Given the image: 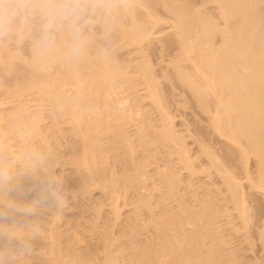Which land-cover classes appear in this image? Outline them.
Returning a JSON list of instances; mask_svg holds the SVG:
<instances>
[{"label": "bare ground", "instance_id": "bare-ground-1", "mask_svg": "<svg viewBox=\"0 0 264 264\" xmlns=\"http://www.w3.org/2000/svg\"><path fill=\"white\" fill-rule=\"evenodd\" d=\"M150 1L155 6L157 1L158 4L163 2V8L169 9L167 14L172 13L171 21L174 18L173 24L170 21V26L174 27L170 39L178 42L176 45L179 51L175 50L177 55L174 54L172 59L175 61V56H178L177 60L181 59L179 62L182 60L186 62L176 64L177 60L173 62L171 58L169 59L174 63L170 65L174 68L172 76L177 78L175 83L188 88L186 91L192 93L189 92L196 100L193 101L197 102L201 107L198 106L199 110L201 109L200 111L207 117L205 118L208 120L207 126L209 124L210 132L215 134L211 135L218 136V141L220 139L223 141L224 145L220 141L221 147L228 146L223 148L224 153L228 150L232 155L230 157L227 156L229 153L225 154V159L227 156L230 160L232 158L240 160L239 164L243 166L241 171L245 173L242 178L248 182L246 188H249V191L250 189L256 191L255 194L259 192L264 195V0H211L217 6L215 13L219 16V20L217 19L219 22L216 23L221 22V26L214 23L215 25L211 27L208 24L205 27L203 22H209L206 20L208 15L201 14L197 7L196 9L186 7L189 12L190 9L194 10V13L200 10L194 15L192 10L190 13L184 10L185 3L176 9L175 5L179 0H173V4L169 3L171 0ZM150 1L147 3H151ZM144 2L139 0V8L146 10L141 14L136 13L132 18L120 36L119 48L140 44L142 39L152 34L151 28H154L156 22L162 19L159 17L156 21L158 15L156 17L153 15L156 13L153 4L151 10L154 9V13L151 14L146 0ZM138 14L145 18L140 16L141 19H138ZM215 19L213 18V22ZM196 22L200 26H196ZM190 24L193 27H190ZM193 29H197L194 30L195 33ZM171 34L168 33L170 36ZM215 35L220 38V43L216 42L218 45L214 44V40H217ZM152 38L154 39L153 36ZM136 48L133 50L136 51L138 49ZM119 50L122 52V49ZM27 51L30 54L29 49ZM117 54V61L107 72H99L91 65L82 69V81L77 80L71 72L63 68L50 76H42L25 65L24 70L26 67L30 75L24 79H21L17 70L19 68H15L17 65L11 63L8 69L13 72L10 69L13 66V70H17L12 73V77L7 74L8 81L10 77L21 80L17 83V79H12L13 83H9L14 84L16 81L14 87L9 84L1 88L7 90L8 86H12L10 92L9 88L8 92L5 91L3 94H10L8 99L15 98L16 102L7 100L10 101L9 106L12 103L14 105L8 107L9 109L12 107L13 110L11 109V112L8 110L9 113L6 111L5 114L2 111H5L4 107L8 105L2 108L1 104L7 101L2 100L1 97L4 95L0 97L2 100L0 122H6L9 115L17 111L32 109L33 105V108L39 109L40 123L36 129L37 136L43 143L58 148L61 162L56 174L63 177V191L68 209L74 207L73 204H76L75 207L78 205L80 209L72 208L73 212L79 213L75 214L76 221H67L68 226L63 229L64 231L60 230L62 228H59V224L54 223L50 226L48 241L38 239L33 242L34 264H242L243 258L241 261L239 259L241 256H238L240 253L237 255L234 250L236 248L228 245L226 234L222 233L224 228L219 221L223 215L231 223L228 222L231 225L229 229H233L237 224L231 222L235 217L230 218L229 213L237 209L236 215L242 222L238 226L248 229L253 214L250 216L247 213L250 208L246 207L248 196L244 194L249 191L246 192L244 187H241L243 183H240L241 179L237 180V174L235 176L232 174L236 173L234 168L231 172L232 164L227 165L226 160L222 161L224 157L220 159L222 164L217 158L220 155L211 153L214 151L212 148L209 149L210 146L208 147L202 139L200 141L204 143L202 145L197 141V149L201 147L200 153L203 151L207 153L204 154L208 159L205 156H202V159L205 158L208 165L205 163L206 160L203 161L204 165L199 164L202 162L200 160L198 167L183 133L178 132L174 125V118L166 106L168 102L166 104L165 99L159 94L161 93L159 90L161 87L158 86L160 84L157 83L159 78L152 76L153 69L145 61H140L142 65L139 62L131 64L133 65L131 68L134 67L132 70L127 66H130V63L123 60L124 54L126 56L127 53H120L123 54L122 57ZM117 57L122 58L120 61L125 63H120ZM7 61L5 59L6 65ZM187 63L189 65L184 68ZM138 64L143 71L139 70ZM124 65L132 71L127 70ZM3 68L1 71L6 70H2ZM146 68H150L151 71ZM8 70L7 73L10 72ZM24 70L21 71L22 77L23 72H26ZM136 70L144 72L143 76L142 73L141 76L140 73L137 74ZM6 71L0 73L5 75ZM168 73H164L165 75L162 73V77L165 76L166 80L172 81ZM172 83L169 82V85ZM2 84L0 83V87ZM80 84L94 103V110L88 117L81 119L78 114L71 112L63 118L48 114L47 105L59 91L78 87ZM26 94L30 96L25 98ZM32 99L33 103L30 102ZM144 100H147V103L146 101L144 103ZM44 109L47 111L44 112L46 115L43 114ZM151 111L154 115H151ZM155 112L159 113V116H155ZM45 125L48 132L52 129L58 138L50 131L54 140L53 136L46 132L47 129L45 131L43 128ZM249 158L254 159L256 163L254 172L252 170L253 175L247 165ZM226 167H230V171ZM239 167L242 168L241 165ZM179 168L187 172L184 179L181 178L183 174L180 176ZM197 168H200V172ZM201 172L209 181L203 178L204 174L201 175ZM197 173L208 182L211 176L213 178L215 173L218 174L219 178L216 177L222 186L225 185V189L216 184L217 187L215 185L217 181L212 179L210 184L203 179L198 183ZM216 177L215 180H218ZM262 195L260 197L264 201ZM68 200H71L70 203ZM229 202H233L230 204L234 208L224 207ZM103 204L109 207L107 212L110 214L100 225L98 221L102 220L99 218L103 216L101 214ZM123 207L128 208L127 216H122ZM65 209L63 217L67 214ZM85 211L97 217L96 224L86 225L85 219L82 221V217L86 216L83 215ZM226 213L229 216H225ZM261 216L253 228V233L255 230L254 235L259 240L256 246L261 251L259 261L257 263L255 261V264H264V215ZM68 217L71 218L66 215V218ZM246 229L244 233V230L241 231V234L251 236L250 231ZM246 235L244 238L248 237ZM85 236H88L89 240L85 239Z\"/></svg>", "mask_w": 264, "mask_h": 264}, {"label": "clouds", "instance_id": "clouds-1", "mask_svg": "<svg viewBox=\"0 0 264 264\" xmlns=\"http://www.w3.org/2000/svg\"><path fill=\"white\" fill-rule=\"evenodd\" d=\"M139 7V0H0V62L42 76L63 68L81 81L89 65L107 72ZM47 108L56 118L71 112L84 119L94 103L80 84L59 91ZM39 123L35 108L0 122V264H34L33 242L48 241L67 206L58 148L38 138Z\"/></svg>", "mask_w": 264, "mask_h": 264}, {"label": "rangeland", "instance_id": "rangeland-1", "mask_svg": "<svg viewBox=\"0 0 264 264\" xmlns=\"http://www.w3.org/2000/svg\"><path fill=\"white\" fill-rule=\"evenodd\" d=\"M143 2L145 1V0H142ZM148 1H150V0H146V4L149 6V11H151V14H153L154 12H153V10L155 9V12L157 13H154L153 15H155L154 17H156V15H158V17H157V19H156V21H158V19H159V17L161 18L162 17V19L160 20L159 19V22H156V25H154V28L152 27L151 28V32H152V30H153V32H152V34L151 35H149L147 38H145L144 40L142 39L141 40V42H139L140 44H137V46L136 45H134L133 47H132V45H131V47H130V45H129V47H124V49H123V46H122V48L120 47L119 49H122V52H124V53H127L126 54V56H125V54H124V58L125 59H123L125 62H127L128 61V63H130V66L129 65H127L129 68H131L133 65H134V63L136 62V63H141L142 61H145L147 64H148V66L150 67V68H152L153 70H152V73H153V75L152 76H154L155 75V77H157V78H159L158 79V81L159 82H157L155 79H157V78H155V79H153L154 81H156L158 84H160V85H158L159 87H161L159 90L161 91V93H159L160 95H162V97L161 98H164L165 99V101H164V99H162L166 104H167V102H168V104L166 105L167 106V109H168V112H170L171 113V116L174 118V125H175V127H176V129L178 130V132H180L182 135H184V138H185V142L187 143V145H188V147H189V149L191 150V152L193 153V156H195V163L198 165V163H199V161L200 160H202V162L200 161V163L199 164H203V161H205L206 159L205 158H207L206 156H205V154H207V153H205V151H203V152H201L200 153V151H199V149L201 148H199V149H197L198 148V142L197 141H200V139H202V141H204V142H206L207 144H208V147L210 146V148L209 149H211L212 148V150L214 151V152H211V153H214V154H216V155H218L219 157H217L218 159H219V161L222 163V161H224V160H226L225 161V163L226 162H228V164L227 165H231L232 164V168H231V172H233V170L236 172V173H232L234 176H235V174H237V176L239 177H237V180L239 181V179H241V182L240 183H243V185L241 186V184H240V186L241 187H244V189L246 190V192H248L249 190V188L247 189L246 188V185L248 186V184H246V183H248V182H246V180L245 179H243L244 177V175H243V173L244 172H242L241 170H243V166H242V164H239V159L238 158H232L231 160L230 159H228L227 158V156H230L231 157V155L232 154H230V152H228V150H226L227 151V153H229V155H227V153L225 152L224 153V149L223 148H227L228 146H224V147H221L222 145H224V143H223V141H221V139H220V141L223 143L222 145H221V143H220V141H218L219 139H218V136H213V135H215V134H213V133H211L210 131H211V129H210V127H209V124H208V126H207V123H208V120L206 121V119H207V117L206 116H204L205 115V113L203 114L200 110H199V108H201L199 105H197V102H194L193 100H195L194 99V97H193V95L191 96V94L189 93V92H187L188 91V88L185 86V85H180L179 83H175V78L176 77H174V75L172 76V74H174L173 72H172V70L174 69L173 68V66H171L170 65V63L173 61V56H174V54H175V50H177V51H179V49H177L178 48V46L176 45L177 43H175L173 40H172V38L170 39V37H172V34H171V32H172V30H174V29H172V28H174V27H172V26H170L171 25V23L173 24L174 23V18L172 19L173 21H171V18L173 17V16H171L170 17V14H172L171 12H169L170 14H167L168 13V11L167 10H169L168 8H166V7H164V8H166V9H164L163 8V6H162V4H163V2L161 3V4H158L156 1V3L155 4H157L156 6L151 2V3H147ZM167 1V0H166ZM172 1L173 0H171L169 3H172ZM176 1V0H175ZM178 1V0H177ZM164 2H165V0H164ZM168 2V1H167ZM174 2V1H173ZM211 2H213V1H211V0H179V3L181 4H176V5H179V6H176L175 4V7H176V9H177V7H182V5L184 4V10L186 9V7H188L187 9H189V8H192L193 9V7H194V9H196V7L197 8H199L202 12H204V13H202L200 10H197L198 12L200 11V13L201 14H206V15H208L207 16V18L208 19H206V18H204V16H202L204 19H206V20H208L209 22H207V23H205L206 21H204L203 23H204V25H205V27H206V25L208 24V26H214L215 24L216 25H220L221 26V22L220 23H216V22H219L218 20H219V16H218V14L217 13H215L216 12V5H214L215 3L213 2V3H211ZM145 3V2H144ZM160 3V2H159ZM168 3V4H169ZM183 3V4H182ZM152 4H153V10H151V7H152ZM173 4V3H172ZM187 4V5H186ZM155 6V7H154ZM171 7H172V5H171ZM178 9H180V8H178ZM182 9V8H181ZM186 9V10H187ZM192 9H190V12H191V10ZM144 10H146V8H139L138 9V11H137V13H140L141 14V12L142 11H144ZM185 10V11H186ZM181 11V10H180ZM180 11H179V13H180ZM194 10H192V12H193ZM197 11L194 13V15L195 14H198L197 13ZM153 12V13H152ZM186 12H188V13H190L189 12V10H187ZM188 13H185L186 15L188 14ZM140 14H138L137 15V17H138V19H141V17L143 18V15L141 16ZM182 14L184 15V13H183V11H182ZM185 15V16H186ZM189 15V14H188ZM206 15H205V17H206ZM141 16V17H140ZM209 16H210V18H209ZM217 16V18L215 19V17ZM187 18H188V16H186ZM189 17H191V16H189ZM212 17V18H211ZM145 18V17H144ZM143 18V19H144ZM213 18L216 20V21H214L213 22ZM142 19V20H143ZM146 19H147V17H146ZM145 19V20H146ZM203 19V20H204ZM211 19V20H210ZM218 19V20H217ZM145 20H143V21H145ZM202 20V21H203ZM220 20H221V18H220ZM170 21H171V23H170ZM222 21V20H221ZM211 22H213V23H211ZM170 23V24H169ZM198 22H196V24H197ZM215 23V24H214ZM130 24V23H129ZM193 26H194V28H195V23L193 22ZM214 24V25H213ZM129 26V25H128ZM127 26V27H128ZM192 26V24H190V27H193ZM196 26H200L199 24H197ZM207 26V27H208ZM131 27V26H130ZM129 27V28H130ZM170 27H171V29H170ZM210 27H208V28H210ZM216 27V26H215ZM197 28V27H196ZM199 28V27H198ZM192 29V28H191ZM194 30L195 29H193V33H195L194 32ZM197 30V29H196ZM195 30V31H196ZM154 31H155V33H154ZM170 32V34H171V36L170 35H168V33ZM191 32H192V30H191ZM152 36L154 37V39L152 38ZM215 36H216V39L217 40H214L215 39ZM214 36V38H213V40H214V44L216 43V42H219L220 43V38L218 37L217 38V36L218 35H215ZM152 39V40H151ZM167 39H170V41H168ZM151 40V41H150ZM148 41H150V42H148ZM167 42H169V43H167ZM175 43V45H173V43ZM218 43V44H219ZM167 44V45H166ZM180 44V43H179ZM217 43L215 44V45H218ZM139 46H141V47H139ZM134 47H137L136 49V51H134L135 49H134ZM132 48V50H130V51H132L133 53H130V51H129V49H131ZM180 48V47H179ZM27 49H28V47L27 46H25V48H24V54L25 55H28L29 53H28V51H27ZM125 49H128V50H125ZM134 49V50H133ZM123 50H125V51H123ZM119 52L121 51V50H118ZM127 51V52H126ZM27 52V53H26ZM117 52L116 54H117V56H120V57H122L123 56V54H121L120 55V53H122V52ZM30 55V54H29ZM175 55H177V54H175ZM120 57H117L118 58V60L120 61L122 58H120ZM171 58V59H170ZM177 58H179L178 56H175V61L177 60ZM130 59V60H129ZM169 59L170 60H172V61H169ZM179 60H181V59H179ZM179 60H177V62H175V61H173V62H175L176 64L178 63H180V62H182V61H184V60H182V61H180L179 62ZM6 61H7V59H6ZM123 61V63L120 61V63H122V64H124L125 62ZM141 61V62H140ZM167 61H169V62H167ZM185 61H187V60H185ZM5 62V60L3 61V63ZM188 62V61H187ZM6 63V62H5ZM2 64V62H0V65H1V67H0V72H5L6 70H8L9 69V67H11V63H9V61H7V65L6 64ZM9 63V64H8ZM146 63H144V64H146ZM167 63H169V64H167ZM182 63H186V62H182ZM189 63V62H188ZM186 64V66H184V64H182L183 66H184V68L186 67L187 68V65H189V64ZM127 64V63H126ZM125 64V65H126ZM131 64H133L132 66H131ZM146 64V65H147ZM172 65L174 64V63H171ZM181 64V63H180ZM3 65H6V66H8V65H10V66H8L7 68H3V67H6V66H3ZM13 65V64H12ZM15 66V68L17 69V68H19V69H17L18 70V72H19V74H20V76H21V79H24L25 77H28V75H30L29 74V71L27 70V65H26V67H25V69L26 70H24V67L23 66H25V65H22V64H19V66H18V64H14ZM22 65V66H21ZM124 65V67L125 68H127L126 66ZM141 65H142V63H141ZM166 65H167V67H166ZM3 66V67H2ZM148 66H146V67H148ZM170 66V67H169ZM138 67L140 68L141 66H140V64H138ZM137 67V68H138ZM143 67V66H142ZM167 69H166V68ZM172 67V68H171ZM1 68H3L2 70H4V69H6L5 71H1ZM129 68H127V70H129ZM147 69V70H150L151 71V69ZM188 68H189V66H188ZM13 72L16 70H13V66H12V68H10ZM26 71V72H23V76L24 77H22V75H21V71ZM132 70L134 69V67L133 68H131ZM129 70V71H132V70ZM144 69V71H146L145 70V68H143ZM190 69V68H189ZM16 70V71H17ZM139 70H142V68H140ZM10 70H8V72H9ZM15 71V72H16ZM138 70H136V72H137ZM143 71V70H142ZM11 72V71H10ZM7 73V71H6V73H5V75L3 74V73H0V83L2 84V81H3V84L1 85V87H0V89L1 88H3L4 87V85L6 86V85H9L10 83L9 82H12L13 80H16V79H14V78H12L11 79V75H12V73L13 72H11V73ZM17 72V73H18ZM28 72V73H27ZM169 72V73H168ZM134 73V72H133ZM132 73V74H133ZM140 72L138 71L137 72V74H139ZM142 73V72H141ZM141 73L139 74L140 76H141ZM144 73V72H143ZM143 73H142V76H143ZM162 73H163V75H165L164 73H168V76L170 77V75H171V79H172V81H169V80H166L167 78L165 77H162ZM9 76H11L10 77V80L8 81V75ZM19 74H17V76L16 77H18V75ZM131 74V75H132ZM26 75V76H25ZM134 75H135V73H134ZM13 76H15V74L13 75ZM20 76H19V78H20ZM5 77V78H4ZM139 77V76H138ZM168 77V78H169ZM141 78V77H140ZM145 78H146V76H145ZM5 79H7V80H5ZM21 79H17V83H19V81L18 80H21ZM170 79V78H169ZM146 80H147V78H146ZM176 80H177V78H176ZM7 81V82H6ZM22 81H24V80H22ZM21 81V82H22ZM170 83H172L173 81V83L172 84H170V85H172V86H170L169 85V82ZM177 82H179V81H177ZM6 83V84H5ZM13 83V82H12ZM11 83V84H12ZM154 83V82H153ZM10 84V85H11ZM15 84H16V81H14V84H12V86L14 85L15 86ZM11 86V87H12ZM13 86V87H14ZM157 86V87H158ZM183 86H185V87H183ZM11 87L10 86H8V88H7V90H0L1 92H0V97L2 96V95H4V96H2L1 98H2V100H4V102L5 101H7V100H10V98L11 97H9V99H8V96H10V94L8 95L7 93H5V94H3L5 91L6 92H8V90H9V88H10V90H9V92L11 91ZM172 87H173V89H172ZM158 89V88H157ZM158 90V91H159ZM187 90V91H186ZM159 91V92H160ZM165 94V95H164ZM190 94V95H189ZM27 95V94H26ZM25 95V98L27 97H29L28 95L26 96ZM192 97H193V99H192ZM0 98V99H1ZM2 100H0V102L2 103ZM168 100V101H167ZM10 101H13L14 103L16 102L15 101V98L13 99V100H10ZM9 101V102H10ZM145 101H146V103H147V100H144V103H145ZM196 101V100H195ZM9 102L7 101L5 104L4 103H2V104H4V105H2L1 104V106H2V108H3V106H6V105H8V106H6L7 108L9 107L10 108V106H12V104L14 105V103H10L11 105L9 106ZM30 102H32L33 103V99H32V101H30ZM35 103H37L36 101H34ZM34 103V104H35ZM196 103V104H195ZM33 105V104H32ZM34 106V105H33ZM33 106H31V108L33 109ZM198 106H199V108H198ZM6 107H4L5 108V111H2V112H5V114H6V111H7V113H9L8 112V110L11 112V109L13 110V106L11 107V109H7ZM4 110V109H3ZM154 110V109H153ZM46 111V109H44L43 110V114H45L46 115V113H44ZM1 112V113H2ZM47 112V111H46ZM4 114V113H3ZM154 115V113L151 111V115ZM159 113H157V112H155V116L156 115H158ZM1 115V114H0ZM159 116V115H158ZM157 116V117H158ZM48 118V117H47ZM206 118V119H205ZM48 120V119H47ZM46 120V121H47ZM49 121V120H48ZM47 121V122H48ZM46 122V123H47ZM50 123V122H49ZM46 127V125L43 127V128H45ZM46 129H47V131H46ZM51 128H49V130H50ZM52 130V129H51ZM50 130V131H51ZM45 131L46 132H48V128H45ZM49 131V132H50ZM204 131V132H203ZM48 132V133H49ZM52 132L53 131H51L50 133L52 134ZM210 132V133H209ZM47 133V137L49 138V134ZM200 135H199V134ZM50 134V136L52 137L54 134H55V132H53V135H51ZM211 134H213V135H211ZM55 136H56V138H58V135H57V133L55 134ZM47 138V139H48ZM53 139L55 140V138H54V136H53ZM50 140H51V138H50ZM50 140H48V141H50ZM54 140H51V142L53 141V143H54ZM57 142V141H56ZM201 142V141H200ZM199 142V144H200V146H201V143ZM203 142V143H204ZM53 143H52V145H53ZM203 143H202V145H203ZM54 145H56V143L54 144ZM226 145V144H225ZM205 146L207 147V145L205 144ZM204 146V147H205ZM207 147V148H208ZM208 149V150H209ZM201 151H202V149H200ZM207 150V149H206ZM212 150H209V151H212ZM197 151H199V153H197L196 154V152ZM222 151H223V153H222ZM205 153V154H204ZM161 154V153H160ZM201 154V155H200ZM225 154L227 155L226 156V159H225ZM163 155V154H162ZM162 155H158L159 157L160 156H162ZM198 155H199V157H198ZM223 155V156H222ZM201 156V157H200ZM202 156L204 157L205 156V158L204 159H202ZM234 156V155H233ZM222 157H224V159L222 160ZM208 159V158H207ZM222 161H221V160ZM227 159H228V161H227ZM236 160H238V162L236 161ZM254 159H252V158H249V163L247 164V162H246V164L249 166V168L248 169H250L251 168V170H249V171H251L250 173H252V170H253V172H254V169L256 168L255 166V164L256 163H254L255 161H253ZM208 163V161L206 160L205 161V163ZM204 163V164H205ZM206 163V164H207ZM224 163V164H225ZM153 164H155V163H153ZM203 164V165H204ZM223 164V163H222ZM239 164V165H238ZM208 165V164H207ZM226 164H225V166H227ZM233 165H235L234 167H233ZM241 165V167L242 168H240L239 166ZM237 166V167H236ZM198 167H200L199 165H198ZM205 167H206V165H205ZM231 167V166H230ZM230 167H226L228 170H229V168ZM234 168V169H233ZM178 169V168H177ZM180 169V168H179ZM198 169V168H197ZM233 169V170H232ZM239 169V170H238ZM200 170V168L198 169V172H200L199 171ZM179 171H181V174H180V176H181V178H183L185 175H187V172H185L186 170L185 169H180ZM230 171V170H229ZM183 172V173H182ZM180 173V172H179ZM202 173V172H201ZM198 175H199V173H197ZM204 173H202L201 175H203ZM245 174V173H244ZM198 175H196V176H198ZM201 175H199L198 176V178H199V182L197 181V177L195 176V179H196V181L198 182V183H200V181L202 182V179L203 178H206L205 177V174L203 175V178H202V176ZM218 175V174H217ZM216 175V173L213 175V178H212V176L210 177L211 179H212V181H217L216 183H215V185L217 184L221 189H223V187L225 186L224 184V186H222V183H221V181L218 179L219 177V175L217 176ZM252 175H253V173H252ZM218 179V180H215V177ZM186 177V176H185ZM208 177V176H207ZM243 177V178H242ZM209 178V179H210ZM184 179V178H183ZM187 179V178H186ZM201 179V180H200ZM211 179H210V182H208L209 180H208V178H206V180H208V181H206V180H204L203 179V181H206V182H208L209 184L211 183ZM194 180V177L192 178V181ZM195 182V181H194ZM197 182H195L196 184H197ZM219 182V183H218ZM213 183V182H212ZM214 185V184H213ZM216 185V186H217ZM215 186V187H216ZM217 186V187H218ZM224 189H225V187H224ZM242 190H243V188H242ZM245 190H243V191H245ZM248 190V191H247ZM225 191V190H224ZM253 191V192H252ZM252 192V193H251ZM255 192L256 191H254V190H251L250 189V191L248 192V193H245L244 194V196H248L247 197V201H246V199H245V201L248 203L247 205L248 206H246V207H249L250 208V210L247 212V213H249V215L250 216H252L251 215V213L253 214V218L251 219V221H250V223H249V228L248 229H246V228H244L243 226V228L244 229H242L241 228V226L239 227L238 225L240 224V223H242V222H240V218H239V216H237L236 215V213H238V210L237 209H233V210H231V213H229L231 216H229V215H227V213L225 214V216L227 215V216H229L230 218H232V216L233 217H235L233 220H231V222H234V224L236 223L237 224V226H235L233 223V226H235L236 227V230H234V228L232 229V228H230L229 229V227L231 226L230 224V222L229 221H227V218L226 217H224L223 215L222 216H220V221H219V224L220 225H222L221 227L222 228H224V230H223V234L226 236L225 238H227L226 240H227V243H229L228 245H230L231 246V248L233 247V248H236V249H234L235 250V252H237V255L240 257L239 259L241 260L242 258V264L244 263V261H245V263L244 264H252V263H254L255 264V261H256V263L259 261V255H260V253H261V251H259L258 250V247L256 246L257 245V243H258V241L259 240H257V238L255 237V235H254V233H255V230H254V233H253V228H255V225L257 224V221L258 220H260L261 219V215H264V204H262V203H264V201H262L261 200V195L262 194H260L259 192H257V194H255ZM259 193V194H258ZM247 194V195H246ZM255 194V195H254ZM184 195H186V194H184ZM262 196H264V195H262ZM71 201V200H70ZM70 201L68 200V203H70ZM245 202V203H246ZM232 204L233 202H229L228 204ZM261 204V206H258L259 204ZM228 204H226L224 207H230L231 206V204L230 205H228ZM257 204V205H256ZM75 205L76 204H73V206L75 207ZM105 204H103L102 206H103V210H101V211H103L101 214L103 215V216H100V218H99V220L102 218V220H100V222L98 221V223L101 225L102 223H101V221H103V220H107L108 219V217H109V215L108 214H110L109 212H107V210H109V209H107V208H109L107 205V207L106 206H104ZM71 206V205H70ZM78 206V205H77ZM75 207V209H79L78 207ZM255 206H256V209H255ZM68 207L69 206H67L66 207V215L67 216H70L71 218L69 219V217L68 218H66V215H65V217H63L62 218V221L60 222V224H59V228H62V229H60V230H65L66 228V226H68V222L71 220V221H76V220H74V218H76L75 217V214L76 215H78V211L77 210H75V211H77V213H75V212H73L74 210L72 209V208H74V207H71V208H69L68 209ZM128 208H129V206H127ZM127 207H123V209H122V212H123V214H122V216H127V213H128V208ZM231 207H233L234 208V206L232 205ZM259 209H258V208ZM105 208V209H104ZM249 208H247V209H249ZM230 209H232V208H230ZM229 208H228V210H230ZM258 209V210H257ZM80 210V209H79ZM237 210V211H236ZM105 211V212H104ZM73 212V213H72ZM69 213V214H68ZM105 213V214H104ZM107 213V214H106ZM124 213H126V214H124ZM71 214V215H70ZM72 214H73V216H72ZM89 214V215H88ZM82 214L80 213V216H81ZM85 216V217H82V216ZM83 215L81 216L83 219H82V221L85 219V222L84 223H86V225L87 224H89V223H93V224H96L97 223V220H95V218L97 219V217H95L92 213H86V211H85V214L83 213ZM105 215H107L106 217H105ZM235 215V216H234ZM80 216H78V217H80ZM92 217H94L93 219H92ZM105 217V218H104ZM219 218V217H218ZM260 218V219H259ZM69 219V220H68ZM79 219V218H78ZM92 221H91V220ZM219 220V219H218ZM68 221V222H67ZM70 221V222H71ZM230 224H229V223ZM108 223V222H107ZM109 223H110V221H109ZM108 223V224H109ZM67 224V225H66ZM98 224V225H99ZM258 224H260V222H258ZM229 225V226H228ZM232 226V227H233ZM58 228V229H59ZM97 228H101L100 226H97ZM115 229V228H114ZM113 229V230H114ZM240 229V230H239ZM245 229L246 230H249L250 231V235L251 236H249V234L248 235H246V234H243L244 232H245ZM63 230V231H64ZM233 230V231H232ZM244 230V231H243ZM241 231H243V235L245 236H248L247 238H244V236H242L241 237ZM249 233V232H248ZM241 234V235H240ZM88 239L89 237L88 236H85V239ZM242 238H244V239H242ZM89 240V239H88ZM254 242V243H253ZM229 246V247H230ZM237 250H239V251H237ZM242 252V253H241ZM244 252V253H243ZM243 255V256H242ZM245 257V258H244ZM249 258V259H248ZM246 259H248V261H246ZM258 259V260H257ZM250 260H252V261H250ZM248 262V263H247Z\"/></svg>", "mask_w": 264, "mask_h": 264}]
</instances>
